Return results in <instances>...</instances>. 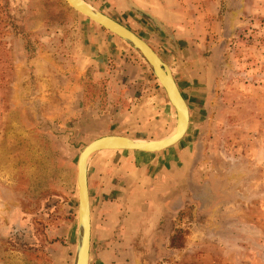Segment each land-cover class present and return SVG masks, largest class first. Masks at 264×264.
Listing matches in <instances>:
<instances>
[{
	"label": "rangeland",
	"instance_id": "obj_1",
	"mask_svg": "<svg viewBox=\"0 0 264 264\" xmlns=\"http://www.w3.org/2000/svg\"><path fill=\"white\" fill-rule=\"evenodd\" d=\"M83 1L173 67L189 108L184 136L165 149L180 174L170 195L183 204L159 223L169 244L133 237L116 253L119 239L94 236L88 264H264V0H191L200 12L176 29ZM175 125L129 43L65 0H0V264H73L80 151L106 134L158 140ZM97 168L94 218L106 198Z\"/></svg>",
	"mask_w": 264,
	"mask_h": 264
},
{
	"label": "crops",
	"instance_id": "obj_2",
	"mask_svg": "<svg viewBox=\"0 0 264 264\" xmlns=\"http://www.w3.org/2000/svg\"><path fill=\"white\" fill-rule=\"evenodd\" d=\"M96 1L106 2L111 8L115 7V12L138 13L153 22H166L175 29L181 22L189 23L194 8L196 13L200 12V3L193 5L191 0ZM193 2L195 4L196 1ZM193 15L202 18L200 15ZM179 27L181 30V26ZM178 31H175L176 39L186 41L189 38ZM170 67L173 74V67ZM175 156L165 149L157 152L107 149L94 153L87 161V178L90 168L105 167L106 172L100 180L102 193L106 194V198L97 205L95 218L91 217L90 237L95 236L98 241L112 237L117 242L119 239L121 242H117L116 253H124V244L133 237L160 236L168 239L166 244H169L171 231L165 233L159 223L164 220L165 214L171 216L173 209L178 212L183 207L181 201L176 203L170 195L173 181L180 177L178 172L173 174L174 170H171ZM110 243L106 246H111Z\"/></svg>",
	"mask_w": 264,
	"mask_h": 264
},
{
	"label": "water",
	"instance_id": "obj_3",
	"mask_svg": "<svg viewBox=\"0 0 264 264\" xmlns=\"http://www.w3.org/2000/svg\"><path fill=\"white\" fill-rule=\"evenodd\" d=\"M65 2L75 11L117 35L139 51L164 89L168 101L174 107L176 112L175 131L169 137L141 142L140 140L123 135L106 134L91 140L80 151L77 159L76 173L78 237L73 264H88L90 253L91 214L86 165L89 157L98 151L107 149L143 152H157L166 149L178 142L184 136L189 124V108L175 81L171 69L144 39L125 25L93 8L83 0H65Z\"/></svg>",
	"mask_w": 264,
	"mask_h": 264
},
{
	"label": "bare ground",
	"instance_id": "obj_4",
	"mask_svg": "<svg viewBox=\"0 0 264 264\" xmlns=\"http://www.w3.org/2000/svg\"><path fill=\"white\" fill-rule=\"evenodd\" d=\"M174 131H175V129H174ZM174 131L172 132V133H170L168 136H166V137H169V136H171L173 133H174ZM141 141V140H140ZM141 142H143V141H141Z\"/></svg>",
	"mask_w": 264,
	"mask_h": 264
}]
</instances>
